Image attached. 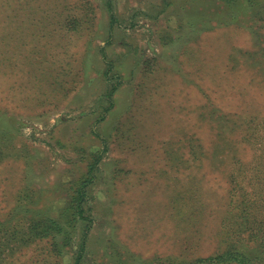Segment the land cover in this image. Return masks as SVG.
Returning <instances> with one entry per match:
<instances>
[{
	"label": "rangeland",
	"instance_id": "1",
	"mask_svg": "<svg viewBox=\"0 0 264 264\" xmlns=\"http://www.w3.org/2000/svg\"><path fill=\"white\" fill-rule=\"evenodd\" d=\"M189 1L0 0V264L74 263L87 221L67 246L16 239L27 210L63 226L94 147L82 264L221 251L234 181L264 232V0L229 24L219 0Z\"/></svg>",
	"mask_w": 264,
	"mask_h": 264
},
{
	"label": "trees",
	"instance_id": "2",
	"mask_svg": "<svg viewBox=\"0 0 264 264\" xmlns=\"http://www.w3.org/2000/svg\"><path fill=\"white\" fill-rule=\"evenodd\" d=\"M206 0H190L189 2H203ZM262 0H219L222 4V10L217 14L215 18L219 22L221 18L224 19V24H229L232 21H236L235 18V8L238 6L242 11L256 6L261 3ZM227 15H226V14ZM206 15L203 14L202 21L205 22V27H210V21L212 18H205ZM241 16V15H239ZM113 17V14L111 15ZM238 19V18H237ZM193 27L192 22L188 24ZM111 70V65L109 64L106 73H109ZM105 73V74H106ZM120 83H111L109 90L106 93V103L107 105L104 108V112L99 117L98 121H103L105 119V114L110 112L113 108V96L118 88ZM119 129V128H116ZM91 133L95 135L99 140L106 144L107 140L104 139L97 130L91 129ZM106 148V147H105ZM104 149H98L97 147L91 149L87 162H86V172L80 177L75 183L71 184L68 192V201L64 213H66L67 218L63 226L58 223L56 220L49 219L48 217L38 214V211L27 210L30 212L26 219V223L30 224L29 228L25 230H20L19 234L21 237L16 239L18 242L26 241L25 236H30L33 239L38 238L43 240L45 238L51 237L54 242L57 244H62L67 246L71 241V231L69 228L76 225L80 220L87 221L85 225V233L80 243V248L77 253V257L74 260L73 264H82V252L84 250V245L86 241V235L91 228L92 220L89 215H85L84 206L88 198V189L94 183L96 178V171L98 170L99 165L103 159ZM234 188L231 190V204L233 203L234 197L238 196L237 201L240 210L232 214L235 217L233 224L231 223L232 217L229 219L228 224L231 226H224V238L219 240L220 244H224V248L221 251H218L214 254L205 257H198L193 260H184V259H175L169 262V264H264V239L259 238L258 235L263 233V231L258 230L256 237L254 239L253 235L250 233V216H251V206L248 205L247 194L238 191V184L234 181ZM240 197V199H239ZM63 213V212H62ZM228 214H231L228 211ZM62 215V214H61ZM50 230H53L55 234L50 233ZM14 235V234H13ZM16 236V235H15ZM227 242V243H226ZM56 252H60L61 247L53 246Z\"/></svg>",
	"mask_w": 264,
	"mask_h": 264
}]
</instances>
